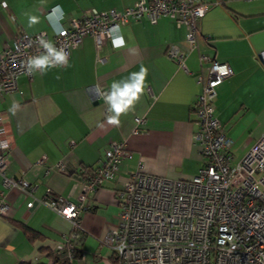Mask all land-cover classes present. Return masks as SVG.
<instances>
[{
  "label": "crops",
  "instance_id": "crops-1",
  "mask_svg": "<svg viewBox=\"0 0 264 264\" xmlns=\"http://www.w3.org/2000/svg\"><path fill=\"white\" fill-rule=\"evenodd\" d=\"M133 1L0 0V50L22 32L51 35L47 15L52 20L57 11L67 25L90 8L122 9ZM206 1L208 9L195 22L193 48L185 39L186 26L172 18L161 16L155 23L146 17L131 19L120 26L123 46L114 48L106 41L96 49L93 38L85 35L63 64L49 63L43 72L39 68L30 77L20 75L17 89L0 96L4 137L10 144L5 174L34 186L31 192L5 186L0 177V204L7 207L0 212V264L47 261L41 249L62 241L71 224L37 199L78 203L84 170L99 164L111 142L124 140L131 156L119 161L117 179L107 180L83 200L79 221L85 235L72 260L112 264L100 239L118 222L115 191L123 180L137 170L189 178L202 164L193 138V103L200 90L196 76H205L212 59L227 62L232 70L217 85L213 105L232 141L233 157L243 156L264 133V0ZM170 45L183 52L181 63L168 54ZM141 68L147 72L140 99L120 116L119 126L108 124V104L101 97L92 99L87 87L111 88ZM136 117L144 121L134 132ZM31 195L33 203L27 206ZM108 211V219L94 223ZM23 226L42 238L30 239Z\"/></svg>",
  "mask_w": 264,
  "mask_h": 264
},
{
  "label": "built area",
  "instance_id": "built-area-1",
  "mask_svg": "<svg viewBox=\"0 0 264 264\" xmlns=\"http://www.w3.org/2000/svg\"><path fill=\"white\" fill-rule=\"evenodd\" d=\"M209 5L206 0H134L122 9L90 8L67 25L62 12L57 11L52 20L47 15L51 35L45 30L22 32L12 45L6 44L0 50V96L17 89L20 75L31 76L27 69L30 58L47 55L50 63H57L46 45L62 53L65 60L85 35L93 38L96 49L106 41L118 48L124 45L120 26L131 19L146 17L155 23L161 16L172 18L186 26L185 39L193 48L195 22ZM168 54L183 61L184 54L176 45L169 46ZM231 73L227 62L212 59L205 76H196L200 90L193 103V138L202 159L198 172L189 178L173 179L137 170L115 191L118 222L100 239L111 252L112 264H264V133L236 159L230 149L232 141L214 114L216 87ZM87 89L92 99L101 97L105 102L111 91L97 84ZM2 121L0 115L2 183L31 192L34 186L28 181L5 174L10 144L4 137ZM143 121V117L135 118L134 132ZM130 156L124 140L111 142L99 164L81 175L83 190L78 203L61 197L37 199L69 218L70 232L54 246L58 250L65 248L68 260L77 257L73 243L83 231L79 212L84 208L86 194L107 180H116L119 161ZM56 167L62 170L61 163ZM33 199L31 195L26 205L31 206ZM6 209L2 202L0 212Z\"/></svg>",
  "mask_w": 264,
  "mask_h": 264
},
{
  "label": "clouds",
  "instance_id": "clouds-1",
  "mask_svg": "<svg viewBox=\"0 0 264 264\" xmlns=\"http://www.w3.org/2000/svg\"><path fill=\"white\" fill-rule=\"evenodd\" d=\"M35 18H30V23L34 22ZM49 52L55 56L57 62L63 64L65 62V56L62 53H56L50 47L46 45ZM49 57L47 55H42L40 57H32L28 60V71L32 72L33 68H40L42 72L49 65ZM145 68H141L139 72H133L130 74L127 80L122 82H114L111 85V91L106 94L105 99L108 104V110L111 115L107 117V122L110 125L119 126L120 116L126 114L130 109L133 108L135 102L140 99V95L144 91V82L146 79ZM14 108L19 107L18 104L13 105ZM6 147L7 145H3Z\"/></svg>",
  "mask_w": 264,
  "mask_h": 264
},
{
  "label": "trees",
  "instance_id": "trees-1",
  "mask_svg": "<svg viewBox=\"0 0 264 264\" xmlns=\"http://www.w3.org/2000/svg\"><path fill=\"white\" fill-rule=\"evenodd\" d=\"M23 229L25 230L27 236L32 240L39 238V237L42 238V236L38 232H35V230H32V229H30L28 227H24V226H23ZM84 235H85L84 231H80L78 238L73 243L74 244V250L76 251L77 256L80 253V245H81V242L84 238ZM41 250L46 255L48 260L47 261H39V262L34 263V264H73L72 261L68 260L66 257L65 248L58 250V249H55L54 247L49 246V247L42 248ZM18 264H28V263L20 262Z\"/></svg>",
  "mask_w": 264,
  "mask_h": 264
},
{
  "label": "rangeland",
  "instance_id": "rangeland-1",
  "mask_svg": "<svg viewBox=\"0 0 264 264\" xmlns=\"http://www.w3.org/2000/svg\"><path fill=\"white\" fill-rule=\"evenodd\" d=\"M109 215H110V212L108 211L106 213H103V215L101 216H97V218L94 219V223L99 224V222L102 221L103 218L108 219L110 217ZM99 217H102V218H99ZM80 226H82L81 223H80Z\"/></svg>",
  "mask_w": 264,
  "mask_h": 264
}]
</instances>
